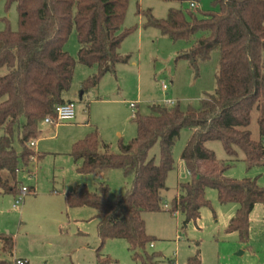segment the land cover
I'll use <instances>...</instances> for the list:
<instances>
[{"label": "trees", "instance_id": "trees-1", "mask_svg": "<svg viewBox=\"0 0 264 264\" xmlns=\"http://www.w3.org/2000/svg\"><path fill=\"white\" fill-rule=\"evenodd\" d=\"M198 2L199 0H164ZM6 8L16 5L17 29L8 25L0 30V192L15 193L19 186V164L26 166L34 151L27 145L37 134L38 124L54 108L64 103L62 93L71 83L75 62L97 68L82 82V89L97 84L116 63L127 62L117 49L129 30H121L128 0H4ZM216 10L187 19L177 8H170L165 19L148 14L147 25L157 27L172 40L193 39L179 57L197 70L201 61L218 51L215 88L197 107L180 109L178 105L152 103L146 115L135 112L132 120L136 136L109 150L96 130L73 143L70 155L80 161L77 170L90 174L99 169H121L132 176L129 190L111 198L105 182L96 191L83 183L74 184L65 194L68 207L88 206L96 210L97 264H106L98 253L106 239L122 238L139 264H159L154 256L144 257V248L152 237L145 233L142 212H157L164 205L165 179L173 168L172 148L183 128L190 135L181 151L188 180L179 184V193L170 202L169 211L183 215V225L195 221L200 209L208 205L206 188L217 192L220 203L234 202L235 214L227 223L228 232H237L242 243L248 241L249 214L257 203L264 204V187L255 178L239 180L224 176L225 166L216 161L208 141H220L228 157L237 150L247 167L264 163V0H213ZM7 23V20H5ZM74 29L79 49L75 59L63 46ZM255 118L257 136L249 129ZM19 133L21 152L12 146ZM158 143L159 159L148 156ZM38 157V154H36ZM20 188V186H19ZM33 189V188H32ZM19 191V190H18ZM33 191V190H29ZM1 249L10 252L12 240L0 236ZM0 264H10L0 259ZM187 264H200L199 251Z\"/></svg>", "mask_w": 264, "mask_h": 264}, {"label": "rangeland", "instance_id": "rangeland-1", "mask_svg": "<svg viewBox=\"0 0 264 264\" xmlns=\"http://www.w3.org/2000/svg\"><path fill=\"white\" fill-rule=\"evenodd\" d=\"M213 0L188 2L164 0H128L121 30H129L121 40L117 53L127 57V62L116 63L112 73L103 74L96 85L82 89V82L97 72L76 61L79 43L74 29L63 48L75 59L72 80L62 96L74 103L75 118L70 122L38 124L39 135L28 140L35 153L26 166L19 164V186L29 188L27 194L13 208L20 196L0 192V236L12 240L10 252H3L0 243V259L15 264V258L25 264H97L96 210L92 207H68L65 193L74 184L83 183L90 191H96L99 182L108 186L111 198L123 195L132 183V176H125L121 169L105 168L90 174L80 173L70 155L73 143L96 130L109 150L117 153L119 146L136 136L132 120L135 112L146 115L152 103L163 104L168 99L180 109L197 107L200 100L214 91V75L218 67V51L213 50L207 60L201 61L195 71L179 55L188 50L195 37L172 40L154 26L147 25L148 14L155 19H165L170 8L180 9L187 19H197L203 12L216 10ZM7 20V23L6 21ZM18 13L13 3L6 8L0 0V30L6 25L17 29ZM166 85L162 90L161 84ZM134 103V108L130 104ZM167 106V105H165ZM172 106V105H171ZM249 129L257 136L253 117ZM190 129L180 130L172 148L173 168L167 173L162 194L166 203L157 212H142L145 233L152 237L144 248L137 249L143 257L154 256L159 264H187V259L199 251L200 264H264V204H255L249 215L248 241L242 243L237 232H228L227 223L235 214L237 204L220 203L217 192L206 188L208 205L200 209L199 217L183 225V215L170 212V202L179 184L188 180L181 151L190 135ZM3 130L0 128V136ZM19 133L13 134L12 146L21 152ZM206 147L213 151L216 161L225 166L224 176L231 179L255 178L264 187V163L247 167L242 153L228 157L220 141H208ZM38 154V157L37 155ZM148 156L159 159V146L155 143ZM33 188V189H32ZM165 207V208H164ZM152 244V246H150ZM240 252H242L240 254ZM100 258H108L106 264H139L125 239H106L98 251Z\"/></svg>", "mask_w": 264, "mask_h": 264}, {"label": "built area", "instance_id": "built-area-1", "mask_svg": "<svg viewBox=\"0 0 264 264\" xmlns=\"http://www.w3.org/2000/svg\"><path fill=\"white\" fill-rule=\"evenodd\" d=\"M190 7H196L194 2L190 3ZM161 88H162V90H165L166 85L164 83H162ZM173 104H174V101L172 99H168L164 102V105H167V106H171ZM134 106H135L134 103L130 104V107L133 108ZM74 108H75V106H74V103L72 101H65L64 103H61L54 108V114L53 115H48V116L44 117L43 122L47 123V124H57V123H61V122H69V121L73 120L75 117ZM33 144H34L33 141L29 142L30 147L33 146ZM27 192H29L28 187L23 186V185L20 186V188H19L20 196L14 200V203L12 204L13 208H15L16 205L18 204V202L21 199V196L24 194H27ZM150 246H152V244H150ZM14 263L15 264H25V260H23L21 258H15Z\"/></svg>", "mask_w": 264, "mask_h": 264}, {"label": "crops", "instance_id": "crops-1", "mask_svg": "<svg viewBox=\"0 0 264 264\" xmlns=\"http://www.w3.org/2000/svg\"><path fill=\"white\" fill-rule=\"evenodd\" d=\"M62 98H63L64 101H67V100H70V99H71L70 97H67V96H62ZM135 106H136V105H135ZM135 106H134V107H135ZM134 107H133V108H134ZM74 118H75V117H74ZM73 120H74V119H73ZM73 120H71V121H73ZM69 122H70V121H69ZM61 123H62V122H61ZM57 124H59V123H57ZM39 133H40V131L37 132L36 136L39 135ZM33 142H34V141H33ZM35 142H36V141H35ZM35 142H34L33 145H35ZM99 170H101V169H99ZM187 173H188V172H187ZM166 188H167V187H166ZM28 189H29V188H28ZM165 191H167V189H166ZM165 191H164L162 194H164ZM69 192H70V191H69ZM67 193H68V192H67ZM67 193H65V194H67ZM178 193H179V186H178V189H177L175 195L173 196V198H174V197H177V196H178ZM162 198H163V197H162ZM173 198H172V199H173ZM172 199H171V200H172ZM164 204L166 205L165 202H164ZM254 207H255V205H254ZM254 207L252 208V210L254 209ZM164 208H165V207H164ZM237 208H238V205H237ZM237 208H236V209H237ZM252 210H251V212H252ZM235 211H236V210H235ZM251 212H250V214H251ZM250 214H249V215H250ZM229 220H230V219H229ZM241 253H242V252H240V254H241ZM25 263H26V261H25Z\"/></svg>", "mask_w": 264, "mask_h": 264}]
</instances>
